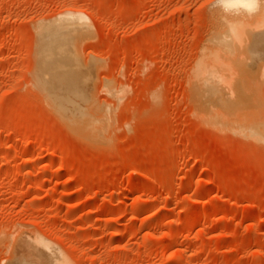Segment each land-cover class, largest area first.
Returning a JSON list of instances; mask_svg holds the SVG:
<instances>
[{
    "label": "rangeland",
    "instance_id": "374dc122",
    "mask_svg": "<svg viewBox=\"0 0 264 264\" xmlns=\"http://www.w3.org/2000/svg\"><path fill=\"white\" fill-rule=\"evenodd\" d=\"M259 15L238 16L248 40L228 52L211 0H0V264H42L31 239L70 264H264ZM46 28L102 131L68 121L45 90ZM211 53L237 73L217 86L223 128L195 113L192 79Z\"/></svg>",
    "mask_w": 264,
    "mask_h": 264
},
{
    "label": "bare ground",
    "instance_id": "6f19581e",
    "mask_svg": "<svg viewBox=\"0 0 264 264\" xmlns=\"http://www.w3.org/2000/svg\"><path fill=\"white\" fill-rule=\"evenodd\" d=\"M259 16H260L259 18L256 17L257 18L256 24H258V25L261 24L262 25V23L264 22V13H261ZM228 20H229L228 30H227V32H225V34H223V36L225 37V39L223 38V36L220 37L218 35L216 38L214 37L215 38L214 39V43L215 44L218 43L220 49L223 48V50H224V47H225V50L227 49L228 52H229V47H231V45H233V42L234 41H239L240 43H246L245 42V37L247 36L248 31L250 29L248 30L249 21L246 22L245 18H239L238 16H233L232 18L230 17V19L228 18ZM81 22L82 21H80V23ZM83 22H85V21L83 20ZM77 23L78 22L74 21V19L73 20L71 19V21L69 20V22H66L65 23L67 26L65 27V25H64L63 27L64 28H71V27H73L75 25L77 27V25H78ZM85 26L86 25H84L83 27L80 26L81 27L80 28L79 25H78L79 28L78 27L77 28L79 30L80 29L82 30V29H85ZM63 27L60 26V29H62ZM255 28H257V27H255ZM58 29H59V27L53 29V31H55V33H57L60 36H62L60 33H58V32H60V31H58ZM253 30H254V28H253ZM40 31H42V32H39V33L42 34V35L40 34V36L41 37L43 36L45 39L43 40V38H40V36H39V40L41 39L40 41L44 42L43 43V46L45 45L44 46L45 47L44 49H46L45 50L46 51V55L48 54V57H47L48 61H46V64L47 65L45 64V67H47V69H46L47 70V74H46L45 70L43 71V73L46 74L45 75L46 77H50V79L52 80L51 81V84H50V82H49V84L46 83L47 84L46 87H50L51 90H50V88H46L45 90L47 91V89H49V91L52 92L51 95L53 94V97L56 96V98L58 97L59 100L61 99L62 105L60 103V105L58 104L60 107L57 106L58 109H60L61 111L58 110V112H62L66 116V113L64 112V110L66 109V111H68L67 114L69 116H71V120H68V121H70V122L72 121V123H74V121H76L75 124H77V125L85 124V125H88L89 126V123H91V119H89L90 116L87 113V111H85L86 110V107L84 106V104H81V102L79 101V94H78V90H77L78 87L76 86V79H75V82H73V84L75 83V85H74V90L72 91L71 90V87H72V85H71V79L69 78L68 73L63 72V70H65L66 67L68 66L67 57L65 55H63V53H64V45L63 44H60V43L59 44H56V42H58L56 40L59 39L58 37H55V40L52 41V38L54 39V36H55V35L53 36V34H55V33L52 32V30L50 28H48V29L46 28V30L45 29H41ZM88 35H89V33H88ZM253 36H255V35H253ZM56 38H58V39H56ZM247 38L248 37H246V40H248ZM45 42H46V44H45ZM41 45H39V47H42V48H39V49L41 51H43V53L45 54V51L43 49V46H41ZM47 48H48V50H47ZM232 48H231V50H232ZM70 52H72V51H70ZM228 54H231V53H228ZM46 55L44 56L45 58H46ZM211 55H214V58H212V61L209 62L211 64L209 66H207V64H208L207 62L208 61H205V63H206L205 64V63H203V60H202V62H200L198 64V67H197L196 72H195V74L193 76V79H192L193 80V87H192V90L193 91L192 92H193V98H194L195 110H196L195 113H197L198 116L201 117L202 120H204L205 123H207V124H209V125H211V126H213L215 128H221V126L223 128V125H224L223 124V121L225 120L224 118L227 117V116L224 115L223 112L226 111L229 114V112L232 113V111H231L230 108H228L229 106H226L225 102L223 101V97H220L221 96V95H219L220 94V90H218L217 86H219V88H220V85H221L220 83H223V82L225 83V81L227 80V78H230L231 79V82H232V78L234 79L235 78L234 75L236 76L237 73L234 74V71H233V73H231L230 72L231 70H229L228 67L227 68H224V66L220 63L219 56H217V55H215L213 53H211ZM47 59H45V60H47ZM45 67H44V69H45ZM224 69H228L229 70L228 72H230L231 74L229 73L228 75L230 77H226V75L224 74L225 73ZM61 71L64 74L61 73ZM241 74L243 75V73H241ZM232 75H233V77H232ZM238 76H240V75H238ZM230 79H228L227 82L228 81L230 82ZM239 79H241V78H239ZM245 79H246L245 77H244V79L242 78V81H246ZM52 84H53V86H51ZM229 93H231V92H229ZM232 94H231V96H232ZM226 96H228V95H226ZM48 97H50V96H48ZM58 98H57V100H58ZM65 100H67V101L65 102ZM232 102H230V104H232ZM57 103H59V101H57ZM54 105H56V103ZM230 106L231 107H236L235 104L233 106L232 105H230ZM53 108H55V106ZM62 108H64V110ZM229 109H230V111H229ZM234 110H236V108L233 109V111ZM220 111H223V112L220 113ZM221 114L224 115L223 118H222V115ZM233 115H234V113H233ZM230 116H231V114H230ZM232 118H233V116H232ZM232 118H230V119H232ZM92 120H93V116H92ZM102 120L103 119L98 118V121L99 122H102ZM93 121L96 122L95 119ZM98 121L96 123L93 122L94 124L91 123L90 129H91V127L94 129L93 126L95 124L99 123ZM104 121H105V119H104ZM110 121H111V119H110ZM106 122H104V123L107 124ZM225 122H226L225 123V126H226L227 123H228V120H226ZM99 124L101 125V123H99ZM99 124L96 125V126H99ZM108 124H109V122H108ZM228 127L229 126L227 125L226 126V129ZM102 128H103V126H102ZM93 129H91V131ZM97 129H100L101 130V127L99 126V128H95L94 130L98 132L99 130H97ZM94 130L92 131L93 133L95 132ZM97 135H98V133L96 134V136ZM251 135H253V137L254 136H257V135L258 136L261 135L263 137V139H264V133H260V129L259 128H255V129L252 128V134ZM29 240H30V238L28 239V241ZM32 241H33V244L36 242L35 243L36 245H34L35 248L34 247L32 248V246H31V248L33 250L34 249H37V251H38V248L40 249L39 256H41L42 257L41 259H43V263L42 264H70L69 261L60 252H58L54 248L55 246L53 247L49 243H44L45 240L43 242H41L42 240H39V239H37V240H34V239L32 240L31 239L29 241L31 245H32V243H31ZM21 242H22V240H21ZM23 242H25V239H24ZM15 244H16V246H17V244H18V246L20 245V243H17V242ZM25 244H28V243H25ZM18 246H17V248H18ZM14 247H15V245H14ZM24 248L25 249H29L28 247H26V245H25ZM14 250L15 249H13V251ZM17 253H18V251H17ZM23 254H25V252ZM26 254H28V253L26 252ZM31 254H33V253L31 252ZM36 254L37 253H34V256H36ZM14 256H17V258H16L17 260L16 261H18V263H19V260L22 261L23 259H25V258H22L20 255H16V253H15ZM18 256H20L21 259H18ZM26 257H28V255ZM16 261L14 260V263H12V264H16L17 263ZM23 262H25V261H23Z\"/></svg>",
    "mask_w": 264,
    "mask_h": 264
},
{
    "label": "clouds",
    "instance_id": "9594fccd",
    "mask_svg": "<svg viewBox=\"0 0 264 264\" xmlns=\"http://www.w3.org/2000/svg\"><path fill=\"white\" fill-rule=\"evenodd\" d=\"M211 6L226 20L233 16L254 17L264 13V0H211Z\"/></svg>",
    "mask_w": 264,
    "mask_h": 264
}]
</instances>
